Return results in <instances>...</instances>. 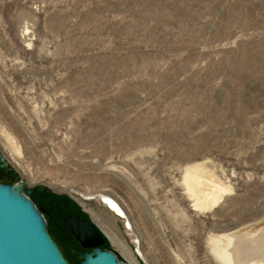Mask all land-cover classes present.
Listing matches in <instances>:
<instances>
[{"label": "rangeland", "instance_id": "374dc122", "mask_svg": "<svg viewBox=\"0 0 264 264\" xmlns=\"http://www.w3.org/2000/svg\"><path fill=\"white\" fill-rule=\"evenodd\" d=\"M0 154L124 264H225L264 231V0H0Z\"/></svg>", "mask_w": 264, "mask_h": 264}, {"label": "water", "instance_id": "95a60500", "mask_svg": "<svg viewBox=\"0 0 264 264\" xmlns=\"http://www.w3.org/2000/svg\"><path fill=\"white\" fill-rule=\"evenodd\" d=\"M0 169L11 170L1 154ZM70 228L82 247L93 249L79 256L81 264H124L113 252L101 249L107 237L98 227L72 219ZM0 264H70L49 234L44 216L23 188L1 183Z\"/></svg>", "mask_w": 264, "mask_h": 264}, {"label": "flooded vegetation", "instance_id": "af4514ba", "mask_svg": "<svg viewBox=\"0 0 264 264\" xmlns=\"http://www.w3.org/2000/svg\"><path fill=\"white\" fill-rule=\"evenodd\" d=\"M10 173L11 170L0 169V176H2V174L10 175ZM0 183L22 187L23 193L34 202L36 208L44 216V218L46 216L50 219V221L53 222V226H55L54 228L56 230V234L54 233L55 237L52 232H50L49 234L57 243L59 249L63 253V256L70 264H81L79 256L93 250L82 247V245L78 242V240L73 236L71 232L70 221L72 219H81L86 221L88 224H91L85 217V214L79 212L71 202L67 201L66 199L60 198L46 188L30 189L23 184L15 185L13 182ZM106 246L107 242L101 247V249L103 251L106 250Z\"/></svg>", "mask_w": 264, "mask_h": 264}, {"label": "bare ground", "instance_id": "6f19581e", "mask_svg": "<svg viewBox=\"0 0 264 264\" xmlns=\"http://www.w3.org/2000/svg\"><path fill=\"white\" fill-rule=\"evenodd\" d=\"M201 182H202V180L199 181L197 177L188 176L186 178V184L189 187L191 193H194V194L199 193V187L198 186L201 184ZM84 197L86 199H90L88 196H84ZM102 197L105 200V202L108 203L111 210L106 205L105 206L114 215H116L119 218L125 217L123 210L120 208L121 206H119L115 200H113L109 197H106V196H102ZM91 214L93 215L92 217L95 220V222H97L98 225L101 227V229L103 231H105V232H103L100 229L103 233L106 234V235L105 234L104 235L107 237L108 242L110 240V242L114 246H118V247L120 246L122 249V252L125 256L126 255L128 256V254H132L131 252H129L130 251L129 247L126 246V244L117 236V234L115 232H108L104 228V226L99 224L98 220L95 218V216L92 212H91ZM121 216H123V217H121ZM253 232L254 231H252V234H253ZM250 234L251 233H244V234L241 233V234H238L237 236H234V234H233L234 237L228 238V246L225 248H221L218 252L220 258H222V260L225 262V264H254V263H251L250 261H248V259L252 260V258H253V260L257 259L260 261L264 259V231L263 232L261 231V233H259L257 236L254 234L253 235H250ZM243 240H245V242H249L250 245L249 246L247 244H246V246L243 245V242H242ZM257 248H259L260 251L257 250ZM257 260H255V261H257Z\"/></svg>", "mask_w": 264, "mask_h": 264}]
</instances>
